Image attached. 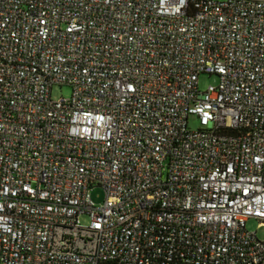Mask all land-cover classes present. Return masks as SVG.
Instances as JSON below:
<instances>
[{"label": "built area", "instance_id": "2783aa9c", "mask_svg": "<svg viewBox=\"0 0 264 264\" xmlns=\"http://www.w3.org/2000/svg\"><path fill=\"white\" fill-rule=\"evenodd\" d=\"M250 219L264 0H0V264H264Z\"/></svg>", "mask_w": 264, "mask_h": 264}, {"label": "rangeland", "instance_id": "374dc122", "mask_svg": "<svg viewBox=\"0 0 264 264\" xmlns=\"http://www.w3.org/2000/svg\"><path fill=\"white\" fill-rule=\"evenodd\" d=\"M218 77L216 75H207L202 74L198 78V88L199 90L203 91L207 88L208 85H217ZM71 94V90L67 86H53L51 90V98L52 100H57L61 97L68 98ZM188 128L190 130H196L199 128V124L194 117H190L188 119ZM90 196L92 201L99 205L103 202L104 194L100 188H94L90 192ZM80 221L82 224L86 225L88 223V219L85 215L81 216ZM246 229L252 232H256L257 237L259 239H264V228L258 227V222L250 219L246 223Z\"/></svg>", "mask_w": 264, "mask_h": 264}, {"label": "trees", "instance_id": "16d2710c", "mask_svg": "<svg viewBox=\"0 0 264 264\" xmlns=\"http://www.w3.org/2000/svg\"><path fill=\"white\" fill-rule=\"evenodd\" d=\"M103 264H113V263H110V262H109V263H103Z\"/></svg>", "mask_w": 264, "mask_h": 264}]
</instances>
